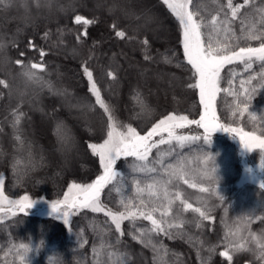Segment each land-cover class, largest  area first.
Segmentation results:
<instances>
[{"label":"trees","instance_id":"trees-1","mask_svg":"<svg viewBox=\"0 0 264 264\" xmlns=\"http://www.w3.org/2000/svg\"><path fill=\"white\" fill-rule=\"evenodd\" d=\"M17 1L0 0V179L4 195L12 201L28 197L30 202L61 206L73 184H91L103 175L99 156L89 145H100L108 138L109 115L118 131L130 126L140 136L169 115L198 121L202 104L198 88L188 87L195 76L183 52L182 26L164 0H24L20 5ZM197 4L195 18L202 19L203 25L213 17L227 20L222 23L229 27L223 44L229 51L264 43V0L247 4L232 0L233 7L241 6L235 17L228 0H192L188 10ZM19 15H28L29 20H16ZM76 16L90 23H76ZM3 17L11 19L1 23ZM117 32L125 35L118 37ZM249 32L261 38L247 39ZM32 64L43 67L31 69L36 78L29 79L23 73ZM85 67L92 72L109 112L90 91ZM261 67L262 63L254 62L250 71ZM238 68L239 63H229L221 69L220 86L225 91L216 103L223 125L229 123L232 111L226 91L231 85L226 82ZM156 77L171 81L168 98L150 91L160 83ZM237 77L235 73L232 81ZM81 112L92 121L74 118ZM43 116L49 118L48 145L38 136ZM176 129L181 134L201 130L195 123ZM62 156L68 158L66 163ZM132 160L133 156L116 160L113 168L120 176L100 195L105 212L137 213L121 222L123 235L105 212L75 208L64 222L55 216L16 211L0 220V264H264L244 251L221 255L233 215L212 195L190 208L177 200L173 210L179 223L148 235L154 250L147 236L137 232L148 221L139 215L143 204L131 192ZM21 245L32 249L26 259L20 256Z\"/></svg>","mask_w":264,"mask_h":264},{"label":"rangeland","instance_id":"rangeland-1","mask_svg":"<svg viewBox=\"0 0 264 264\" xmlns=\"http://www.w3.org/2000/svg\"><path fill=\"white\" fill-rule=\"evenodd\" d=\"M21 1L24 0L17 1V5L22 4ZM8 19L11 18H1V23ZM15 19L28 21L29 17L28 15H19ZM228 28L226 24H222L220 21H216L215 25L210 22L202 26L201 39L205 41V46H207L209 39L208 34L211 33L214 47L221 48L225 55L235 52L227 49L228 44H223L229 32ZM161 39L165 38L161 37ZM254 62L262 63L253 57L251 63L253 64ZM233 63H239L240 68L233 69L230 79L226 82V85H231L229 89L226 88V91H228L229 105H232V111L228 117L229 123L223 125L217 116L216 100L219 93L225 91L220 86L222 78L221 70L219 79L220 90L216 95L213 107L206 115L205 108L202 104V111L198 121L201 116H206L205 123L215 122L223 125L225 129H238L243 133L264 139V66L252 72L250 71L251 68L245 67L247 61L241 62L237 60ZM233 73H236L238 76L236 82L232 81L234 78ZM154 79L159 80V77ZM198 79L199 77L195 76L193 84L197 83ZM242 81L244 82L243 86L241 85ZM158 82H160L159 85L157 84L150 91L156 90L158 96L163 99L168 98L169 92L173 87L171 81L169 78H164ZM245 89H247L246 92ZM239 103V109H237V104ZM61 105L65 107L64 102ZM66 108H69V106ZM213 112L215 113V119L212 117ZM74 118L82 122L92 121V119L88 120L83 112L74 115ZM48 126L49 118L43 116L41 118L38 136L45 139L47 145L50 144L49 139H47ZM200 128V131L186 134H181L177 129L174 130L176 135L190 138L185 142L183 147L175 140H172L170 143L160 144L161 135H155L150 138L148 143L156 144V147L151 149L147 163L151 167L156 168V172H134V166L141 162L136 161V158L133 157L129 168L133 197L140 203L141 201L144 202L143 211L145 213L152 207H157L159 211L153 213L155 219L158 221L164 220L168 224L176 225L179 222L176 219L177 215L173 209L177 200H182L186 205H191L201 203L207 196L212 195L216 198L218 205L222 209L232 212L233 215L224 235L225 253L233 254L244 251L254 258L264 260V255H261V252L264 251V248L261 247V245H264V227L261 226V223L264 221V187H261V183H264V168L261 167V163L264 162V147L254 145L249 149L244 148L243 143H241V131L232 132L220 130L217 133H209L204 131L202 127ZM162 136L165 140L168 139L167 132L162 133ZM193 137L196 139H191ZM205 137H207V140L204 139ZM244 139L248 140V137H244ZM63 159L64 163L68 160L65 157ZM158 159L161 161L160 163H153ZM178 164L183 165L187 170V174L181 178L171 176L172 168L169 167V165L175 167ZM213 167L216 168V172L214 173L212 172ZM153 178H155V186L150 190L148 185L154 184ZM161 182H167V199L164 197L163 189L160 186ZM183 186L188 187L186 191L189 194L188 196L185 195L186 192L183 191ZM138 187L143 189V191L138 192ZM70 188L65 195H69L71 198L72 193L69 191ZM0 193H2L3 197H6L2 190L1 179ZM177 193L179 194V198H177ZM169 200L172 201L171 205L168 204ZM40 202L43 201H31L33 205L31 208L21 210L18 203L12 201L10 198L0 199V220H3L16 211L28 210L43 216H55L67 222L73 209H75L67 208L61 204V206H58L59 212H67L68 215L66 217L63 215L59 216L58 213L52 212L51 203ZM165 207H169L170 211L167 216L162 217L161 212ZM147 221V224L137 228L139 235H141V231L147 232L148 235L152 233L150 232L152 228L151 221ZM164 227L166 231L168 229L167 224ZM240 245H243V248L237 251L236 249ZM20 256L23 258L24 253L22 252Z\"/></svg>","mask_w":264,"mask_h":264},{"label":"snow or ice","instance_id":"snow-or-ice-1","mask_svg":"<svg viewBox=\"0 0 264 264\" xmlns=\"http://www.w3.org/2000/svg\"><path fill=\"white\" fill-rule=\"evenodd\" d=\"M164 2L168 5L171 11L176 16L179 24L182 26L183 33V52L185 57L187 58V63L192 66L194 69V76H198L199 79L195 84H189L190 88H198L200 102L203 104L205 108L206 115L212 109L214 101L216 99V95L219 92V79H220V70L224 67L225 64L233 63L234 61H241L247 63L245 64L246 68L252 67V59L255 57L257 60L262 62V66H264V43L261 44L259 48H245L241 47L239 51L231 52L230 54H223V50L219 47L213 46L212 36L209 33V39L207 42V46H205V41L201 39V27L203 25V20H197L195 17L199 15L200 5L197 4L193 11L188 10V5L192 3V0H164ZM245 4L248 3V0H244ZM227 7L231 9V14L235 17L239 11L240 5L233 7L232 0H228ZM264 11V10H262ZM76 23L83 22L84 24L90 23L87 20H84L81 16L75 17ZM213 25L216 24V17L212 19ZM222 23H227L225 19ZM86 34V33H85ZM116 35L118 37H123L125 34L123 32H117ZM264 35V34H261ZM247 39H260V35H256L254 32H249L247 34ZM148 41H144V44H147ZM43 55V53H41ZM150 57L145 56V59H149ZM167 59V58H166ZM168 62H171L170 60ZM19 63V61H17ZM40 68L42 70L41 65L32 64L30 69H26L24 71V75L29 79L36 78V73L31 69ZM84 74L87 76L88 80L91 82L90 91L96 96V102L100 104V106L104 109L105 112H109V108L105 105V103L100 98L99 89L96 87V83L92 80V72L85 67L83 69ZM109 76L112 73L108 74ZM250 82V81H249ZM3 83V81H0ZM243 81L241 85L243 86ZM247 89H245V92ZM237 109H239V104H237ZM213 119H215V113H212ZM206 116H201L199 121L188 120L187 116H179L169 115L165 119L160 120L155 126H153L146 135L140 136L136 129L132 127H127L126 131H118L117 125L114 121V117L109 115V120L112 123L108 126L107 139L103 144L100 145H89L92 149L93 153L99 156L100 165L103 168V175L97 177V179L87 185L73 184L70 188V193H72L71 198L69 195H65L62 203L67 208H87L91 209L93 212H105L104 207L100 203V195L104 188L110 184L113 180H115L120 173L114 171L113 165L116 160L121 156H133L136 158V161L141 162L134 166V172L141 173H153L156 172V168L151 167L148 161L149 153L153 147H156V144H149L148 141L151 137L155 135H161L160 144L170 143L172 140H175L181 147L184 146L185 142H187L190 138L187 136H178L175 134V129L178 127H184L186 124H197L200 127L205 128L206 130L209 128V125L205 123ZM18 123V121H15ZM213 127H219L224 131H232L237 132L241 131L238 129H225L223 125H214ZM168 133V139L165 140L162 136V133ZM244 137H248V140H245ZM191 139H196L195 137ZM207 140V137L204 138ZM241 143H243V147L246 149L251 148L254 145H258L260 147H264V139H260L254 135H249L248 133H243L241 131ZM161 161L158 159L153 163H160ZM172 168L171 176L176 178H181L183 175L187 174V170L183 167V165H177ZM261 167L264 168V162L261 163ZM212 172H216V168L213 167ZM154 184H149L148 188L151 190L155 186V178H153ZM187 182V181H185ZM161 188L164 192V197L168 198V190H167V182H161ZM261 187H264V183H261ZM74 190V191H73ZM137 191H143V189L137 188ZM177 198H179V194L177 193ZM0 199H6L3 197L2 193H0ZM27 202V203H25ZM21 210L25 208H31L33 205L28 200V197H24L22 201L16 202ZM143 204L144 202L141 201ZM172 201L169 200L168 204L171 205ZM187 207H191V205H187ZM52 212L58 213L59 216H67L68 213H60L59 207L57 203H53L51 205ZM159 211V208L152 207L148 212L141 211L139 213L144 219L151 221L152 228L150 232L159 233L165 232L164 225L167 224L168 228L173 227L174 225L168 224L167 221L160 220L158 221L153 217V213ZM170 208L165 207L161 212V216H167L169 214ZM194 211L199 212L200 216L204 219H208L204 212H202L199 208L194 209ZM105 215L111 217L112 223L115 225V229L117 232H121V222L126 219L135 218L137 213L135 211H129L127 213H112L111 211L105 212ZM121 235L123 233L121 232ZM141 236H147L148 244H152L154 250L156 245L152 243L151 237L148 236L147 232L141 231ZM136 238V237H134ZM119 238H117V243H119ZM264 248V245H261ZM20 248L23 250L24 259L28 256V253L32 251L30 246L21 245ZM243 245L237 247V251L241 250ZM221 255L226 256L227 253H221ZM261 255H264V251L261 252ZM231 257H229L230 259Z\"/></svg>","mask_w":264,"mask_h":264},{"label":"water","instance_id":"water-1","mask_svg":"<svg viewBox=\"0 0 264 264\" xmlns=\"http://www.w3.org/2000/svg\"><path fill=\"white\" fill-rule=\"evenodd\" d=\"M207 124L209 125L208 130H218V129H219V127H213L214 125H217V124L214 123V122H209V123H207Z\"/></svg>","mask_w":264,"mask_h":264}]
</instances>
